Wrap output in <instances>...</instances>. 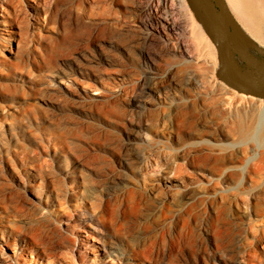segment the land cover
I'll list each match as a JSON object with an SVG mask.
<instances>
[{"label": "rangeland", "instance_id": "1", "mask_svg": "<svg viewBox=\"0 0 264 264\" xmlns=\"http://www.w3.org/2000/svg\"><path fill=\"white\" fill-rule=\"evenodd\" d=\"M213 1L235 72L264 79ZM219 64L190 0H0V264H264V141L243 136L264 98Z\"/></svg>", "mask_w": 264, "mask_h": 264}, {"label": "bare ground", "instance_id": "2", "mask_svg": "<svg viewBox=\"0 0 264 264\" xmlns=\"http://www.w3.org/2000/svg\"><path fill=\"white\" fill-rule=\"evenodd\" d=\"M228 1H229V4H231L234 13L237 16V19H238L237 22L240 23L238 25L239 26H242V25L246 26L251 35L255 36V38L257 40H259L260 42L264 43V0H228ZM145 25H146V22H145ZM149 25L151 27H155L156 30H158V32H159V28H161L163 30V33H165L166 36L164 38L162 36H160V38L164 39L166 41V43H168V41L170 39H175V37L178 35V27L174 23H172L170 20H167V19L163 20L162 19V20H159L155 25H152V22H150ZM146 29H147V27H146ZM232 35L237 38V40L239 41L240 44H243V43L245 44L244 34L242 35V32H240V29L237 25L233 28ZM154 36L145 35L142 42L143 43L151 42L152 40L155 39ZM169 47H171V46H169ZM171 48L173 49V47H171ZM148 50H149V47H148ZM148 50H144L145 51L144 55H146L147 57H152L151 56L152 54H150L151 51L149 52ZM154 51H156V50L154 49ZM253 82H255L256 84H254ZM253 82H251V83H253L254 85L264 89V79H260V80H256V81L253 80ZM243 136L245 138H248L249 140H254L257 142L258 141H260V142L264 141V109L259 113V115L257 117V122L253 126L251 132L248 134H243ZM89 226H90L91 231H92L91 238L95 239L99 242L101 241L100 250H103L105 246L101 240L102 238L100 237V234H101V232H100L101 230H99L100 228H98L94 223L90 224ZM89 238L90 237H87V236L81 237L79 239L81 247L76 248V249L80 252L82 257H85L86 261L91 262L92 258H91V255L89 256V254H91L92 248H91V244H89L90 243ZM86 247L88 248L87 249L88 251L83 250Z\"/></svg>", "mask_w": 264, "mask_h": 264}, {"label": "water", "instance_id": "3", "mask_svg": "<svg viewBox=\"0 0 264 264\" xmlns=\"http://www.w3.org/2000/svg\"><path fill=\"white\" fill-rule=\"evenodd\" d=\"M197 3L206 22L210 26L212 35L216 39L219 51V71L222 80L230 87L247 94L264 98V89L240 77L232 64L231 29L226 14L218 10L213 0H191Z\"/></svg>", "mask_w": 264, "mask_h": 264}, {"label": "trees", "instance_id": "4", "mask_svg": "<svg viewBox=\"0 0 264 264\" xmlns=\"http://www.w3.org/2000/svg\"><path fill=\"white\" fill-rule=\"evenodd\" d=\"M190 2L191 3H193V4H196L197 5V3L196 2H192L191 0H190ZM200 12H201V15L203 16V18L205 19V17H204V15H203V13H202V11L200 10Z\"/></svg>", "mask_w": 264, "mask_h": 264}]
</instances>
